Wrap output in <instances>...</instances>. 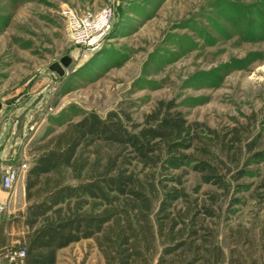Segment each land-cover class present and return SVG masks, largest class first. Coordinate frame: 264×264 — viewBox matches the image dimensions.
I'll return each instance as SVG.
<instances>
[{"label": "rangeland", "instance_id": "rangeland-1", "mask_svg": "<svg viewBox=\"0 0 264 264\" xmlns=\"http://www.w3.org/2000/svg\"><path fill=\"white\" fill-rule=\"evenodd\" d=\"M109 7L104 41L92 52L76 49L63 11L81 17ZM160 101L173 102L189 123L261 132L264 147V0H0V124L19 120L22 130L20 158L0 162L1 177L17 174L13 186L65 124L109 112L141 123ZM247 170L239 182L247 191L231 192L240 202L224 217L230 228L256 233L264 225V161ZM183 186L219 193L192 172ZM56 264L103 261L82 241L59 251Z\"/></svg>", "mask_w": 264, "mask_h": 264}, {"label": "trees", "instance_id": "trees-1", "mask_svg": "<svg viewBox=\"0 0 264 264\" xmlns=\"http://www.w3.org/2000/svg\"><path fill=\"white\" fill-rule=\"evenodd\" d=\"M261 140L247 126L189 123L171 101L141 123L89 113L37 148L25 210L0 222V253L12 225L22 234L10 250L24 257L11 264H56L59 251L82 241L103 264H264V225L232 229L224 217L240 202L231 192L247 191L239 182L248 167L264 161ZM189 172L219 193H187Z\"/></svg>", "mask_w": 264, "mask_h": 264}, {"label": "built area", "instance_id": "built-area-1", "mask_svg": "<svg viewBox=\"0 0 264 264\" xmlns=\"http://www.w3.org/2000/svg\"><path fill=\"white\" fill-rule=\"evenodd\" d=\"M67 25L72 45L82 52H92L104 41L109 33L113 19L114 9L109 7L100 13L91 14L85 13L78 17L75 13L65 10L62 13ZM26 166L22 169L25 170ZM17 174L11 169L3 172L1 177V187L3 190H11L17 180ZM5 257L9 264L16 261H21L24 257L23 251L8 250Z\"/></svg>", "mask_w": 264, "mask_h": 264}, {"label": "crops", "instance_id": "crops-1", "mask_svg": "<svg viewBox=\"0 0 264 264\" xmlns=\"http://www.w3.org/2000/svg\"><path fill=\"white\" fill-rule=\"evenodd\" d=\"M3 110V105L0 104V113ZM15 120L12 123L4 121L0 124V162L1 165L5 162L10 163L15 158H20V153L18 148V143L21 142V137L19 138V133H21V128L17 131V122ZM21 122V121H20ZM17 135L15 136V133ZM20 154V155H19ZM29 167V166H28ZM4 168V167H3ZM24 179L25 172L20 177L19 182L12 187L11 190H3L1 187V176H0V222L7 221L9 218L16 216L19 213H23L26 208V202L24 198ZM22 234L21 229H15L12 225L9 231L6 233V239L8 238V249L3 253H0V264H9L5 254L11 249L15 244V238H18Z\"/></svg>", "mask_w": 264, "mask_h": 264}, {"label": "water", "instance_id": "water-1", "mask_svg": "<svg viewBox=\"0 0 264 264\" xmlns=\"http://www.w3.org/2000/svg\"><path fill=\"white\" fill-rule=\"evenodd\" d=\"M63 64H64V66H66V65H67V63H66V62H63Z\"/></svg>", "mask_w": 264, "mask_h": 264}]
</instances>
